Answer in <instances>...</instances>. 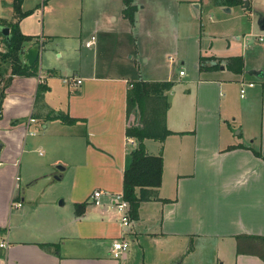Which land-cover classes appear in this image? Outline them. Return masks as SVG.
Here are the masks:
<instances>
[{
	"label": "crops",
	"instance_id": "0c3cea01",
	"mask_svg": "<svg viewBox=\"0 0 264 264\" xmlns=\"http://www.w3.org/2000/svg\"><path fill=\"white\" fill-rule=\"evenodd\" d=\"M88 1L96 13L86 29L81 23L75 33L67 32L68 0L21 2V10L30 12L18 19V25L32 36L24 50L40 43L39 74L46 87L36 104L39 74L11 75L3 88L0 264H186L185 257L196 249L190 247L191 239L203 237L216 238L221 264H264L257 255L236 252L238 234L264 235V65L246 51L253 43L246 26L259 27L264 0H249L251 8L244 3L215 5L211 0H134L133 23L122 14L123 0ZM208 4L215 15L206 18ZM75 6L71 3L69 9ZM51 12L54 16L47 20ZM233 15L239 19L232 22ZM15 20L12 0H0V26L9 29ZM191 23L195 27L185 37ZM92 34L95 42L86 46ZM253 34L264 39L262 32ZM71 36L80 37L73 51L85 60L62 67L60 38ZM102 43L133 50L129 57L134 55V60H99ZM4 49L0 33V52ZM238 54L244 60L240 73L227 68L225 59L219 68L199 69L200 56ZM160 57L169 60L162 76L156 75L164 69ZM175 58L178 71L173 68ZM141 61L151 63V77L144 75ZM181 68L184 74H179ZM252 68L261 70V76L249 73ZM7 75L5 71L0 77V89ZM72 77L81 82L67 81ZM135 78L173 81L166 91V126L173 132L163 140L143 139L148 153L162 154L158 195L169 200L142 201L138 217L124 229L109 194L121 192L129 150L137 144L125 133L128 124L140 126L138 110L126 117L127 89ZM177 81L184 87L174 88ZM57 112L73 120L46 117ZM32 116L35 120L29 121ZM35 133L38 138H33ZM34 145L52 153L37 164L43 167L39 173L22 177L18 157ZM58 162L64 168L52 169ZM65 170L70 174L67 193L28 192L40 179L56 174L60 177L55 179L63 178ZM22 178L27 182L23 190ZM97 188L108 192L101 204L91 201ZM84 200L85 210L76 214L75 202ZM117 237L129 242L118 258L110 252L111 240ZM45 243L59 247L54 250Z\"/></svg>",
	"mask_w": 264,
	"mask_h": 264
},
{
	"label": "trees",
	"instance_id": "16d2710c",
	"mask_svg": "<svg viewBox=\"0 0 264 264\" xmlns=\"http://www.w3.org/2000/svg\"><path fill=\"white\" fill-rule=\"evenodd\" d=\"M245 0H213L215 5H238L244 3ZM22 0H12L14 17L17 20L8 24L9 39L3 37L5 49L0 52V77L3 72L8 71V75L4 78V83L0 89V107L3 98V88L8 84L11 75H37L39 71L38 60L32 65H28L23 59L24 42L32 39L29 34L21 32L18 19L30 12V10H21ZM248 4L246 8H250ZM137 5L134 0H123L122 14L131 23L134 22L135 11ZM213 59L212 56H200L199 69H207L213 66L205 63L207 60ZM227 68L233 72L240 73L244 69L243 56L231 55L225 58ZM217 65V64H214ZM53 71L52 69H48ZM47 70V71H48ZM173 85L172 80L156 79L146 80L135 78L130 81V86L126 94V117L130 116L133 110H138L140 126L128 124L125 133L128 137L137 140V144L130 148V160L123 171L121 194L129 204V216L131 219L138 217L139 206L142 201L150 199L169 200V198H161L158 195V187L162 180L163 157L161 153H148L143 143L144 138H154L163 140L173 131L166 126V113L169 106L166 91ZM44 81H39L35 92V104L39 103L43 97L45 90ZM33 117V116H32ZM48 118H59L63 122L73 120L71 116L63 112L47 114ZM255 153L261 156V152L255 150ZM86 201L75 202L74 211L81 214L85 210ZM53 246L57 250L58 243H45ZM237 253L254 254L264 260V235H250L241 233L237 235L236 243ZM140 264H147L142 262Z\"/></svg>",
	"mask_w": 264,
	"mask_h": 264
},
{
	"label": "rangeland",
	"instance_id": "374dc122",
	"mask_svg": "<svg viewBox=\"0 0 264 264\" xmlns=\"http://www.w3.org/2000/svg\"><path fill=\"white\" fill-rule=\"evenodd\" d=\"M82 1L83 2L81 5V0H68L70 4L72 3V6L76 5L75 6L76 10L75 9L70 10L69 9L70 4L65 5L68 7L64 8V10L67 12H70V14L65 13L64 15L65 18H68V21L67 19H65L68 22L67 32L68 31L71 33L77 32L81 27V23H83L82 28L86 29L91 23L93 16L96 13V8L92 6L91 1H88V2H86V0H82ZM159 1H162L164 3H169L171 0H159ZM211 2L213 3V0H211ZM65 4H66V0H65ZM238 5L242 6V4H238ZM54 6H57V4L54 3ZM212 10H213L212 5L209 6L208 4L206 13L204 14V16L207 18L209 14L215 15L214 13H212ZM53 16H54L53 12H51L50 15L47 14V20H49L50 17H53ZM234 16L235 15L231 16L232 22L239 19V18L234 19ZM194 27L195 26H193V23H191V27L189 29L187 28L188 30H185L187 31L184 33L185 37L189 35V33ZM246 29H247L246 30L247 32L251 31L250 35L252 36L248 38H249V41L253 42L251 45L252 47L247 48L246 50L247 54L250 56L251 59H255L256 61L264 65V39L262 41H259V39L256 38L255 35L253 34V33H260V32L264 34V30L261 31L259 27L256 26V24H254L251 28L249 23L246 26ZM84 33L86 32H83V34ZM60 41H61L60 47L63 50V54H62V57L59 59V62H61L62 67H65V66L72 67L79 60L80 62L81 60L84 62L85 60L84 56L78 55L73 51V47H75L76 45L80 46V37L71 36L68 38H60ZM126 49L122 48L121 50V47L119 46V44L111 45L110 43L109 44L102 43L101 48L99 49V52H98L99 60L101 59V60L106 61L107 59L108 60L110 59L112 60V62L115 61V63L116 62L119 63V61L121 60L124 62L131 63L134 60L133 58L134 55L132 58L129 57V55L133 53V50L126 51ZM212 57L213 59H209L205 63L215 68H219L222 65L224 66V62L222 61V59H218L216 58V56H212ZM160 59H161V63L164 66V69L163 70L161 69V71L158 74H156L158 76L165 75L169 68L168 58L160 57ZM177 60L178 59L175 58V60L173 61L174 71H178L177 69L178 61ZM140 63H141L142 68H146V70L143 71V73H145L144 75L148 76L149 75L148 72H150L149 67H151V63H147V65H144L142 61ZM214 64H217V65H214ZM113 72L118 73L120 71L117 68L116 70L115 68H113ZM148 77H151V76L149 75ZM183 87L184 85H183V82L181 81H177V83H175V86H174V88H183ZM38 136H39L38 133H35L33 138H38ZM72 137H77V136L72 135ZM78 138L79 137H77V139ZM50 153H52V150L48 149L47 151L45 147H40V146H35V145L29 151H24V153L20 155L17 160V162L20 164L22 177H26L27 175H34L35 173H39L38 171L42 169L43 167H40V164L39 165L37 164L41 163ZM66 159L70 160L71 156L69 155L68 157H66ZM51 168L56 170L57 167L54 166ZM63 172H64V176L61 179H55V178L40 179L37 183L33 184V186L29 189L28 192L33 191V189L36 192H39L42 189H46L48 190V192L52 194H56L60 192L67 193L70 189V186H69L70 185V182H69L70 174H69V170H65ZM21 183H22L21 186L25 188L26 187L25 185L27 182L26 180H24V178H22ZM62 197L63 196H59V198H62ZM216 244H217L216 238H204L203 237V238L195 240L194 242L191 239L190 247L192 248L193 245H196V249L194 250L193 253H190L189 255L185 257V263L193 264L195 262H198L196 264H221L223 256L221 255L219 256V259L217 258V252H216V247H215ZM224 252L225 251H223V253Z\"/></svg>",
	"mask_w": 264,
	"mask_h": 264
},
{
	"label": "built area",
	"instance_id": "2783aa9c",
	"mask_svg": "<svg viewBox=\"0 0 264 264\" xmlns=\"http://www.w3.org/2000/svg\"><path fill=\"white\" fill-rule=\"evenodd\" d=\"M259 38L262 39V36L260 35ZM95 39H96L95 34H92L90 38L85 41V45L86 46L92 45L95 42ZM170 58H172V56H170ZM38 74H39V71H38ZM179 74H184L183 68L179 70ZM68 80L70 81L72 80L74 84H78L81 82V78H78V77L77 78H74V77L67 78V81ZM39 81H44V79L41 77L40 74H39ZM249 84L251 85L252 82H250ZM240 91L243 92L244 88L241 87ZM34 120H35L34 117L29 118V121H34ZM30 133H33V131H30ZM106 193L108 194V192L106 190H103L102 188H97L93 190L91 194V201L94 204H101V196ZM109 195L111 196V199L113 203L115 204V206L117 207V209L120 211V214H121L120 219H121L123 228L127 229L131 221V218L129 216L128 201L123 198L121 192L113 193V194L110 193ZM15 205H21V201H15ZM0 245H3V243L0 242ZM128 245H129V242L124 237L113 238L110 243V252L112 256L116 258L120 257L123 254V252L128 248Z\"/></svg>",
	"mask_w": 264,
	"mask_h": 264
},
{
	"label": "water",
	"instance_id": "95a60500",
	"mask_svg": "<svg viewBox=\"0 0 264 264\" xmlns=\"http://www.w3.org/2000/svg\"><path fill=\"white\" fill-rule=\"evenodd\" d=\"M248 4H249V0H245L244 5L246 6ZM257 23H258L259 28L261 30H264V15L262 13H259L258 18H257ZM0 33L6 40L9 39L10 33H9V29L6 25L0 26ZM40 50H41V45L39 42L33 43L31 46H29L25 50L23 56H24L25 61L27 62L28 65H32L33 63H35L39 59ZM249 73L254 74L256 76H261V70L256 69V68L250 69ZM0 146H1V144H0ZM56 167L59 169L64 168V166L60 163H57ZM59 177H60V175H57V174L55 175V178H59ZM22 190H23V187H22ZM173 264H176V263H173Z\"/></svg>",
	"mask_w": 264,
	"mask_h": 264
}]
</instances>
